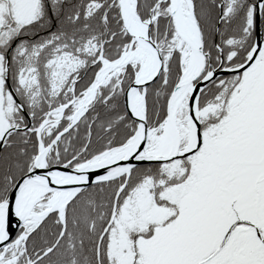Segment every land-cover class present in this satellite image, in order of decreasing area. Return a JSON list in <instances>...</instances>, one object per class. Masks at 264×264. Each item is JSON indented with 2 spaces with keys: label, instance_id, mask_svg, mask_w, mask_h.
Listing matches in <instances>:
<instances>
[{
  "label": "snow or ice",
  "instance_id": "obj_1",
  "mask_svg": "<svg viewBox=\"0 0 264 264\" xmlns=\"http://www.w3.org/2000/svg\"><path fill=\"white\" fill-rule=\"evenodd\" d=\"M0 264H264V0H0Z\"/></svg>",
  "mask_w": 264,
  "mask_h": 264
}]
</instances>
